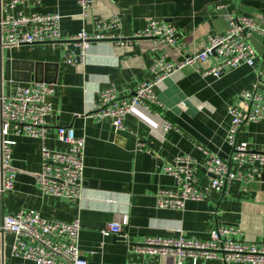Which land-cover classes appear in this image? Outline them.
<instances>
[{
    "label": "crops",
    "instance_id": "1",
    "mask_svg": "<svg viewBox=\"0 0 264 264\" xmlns=\"http://www.w3.org/2000/svg\"><path fill=\"white\" fill-rule=\"evenodd\" d=\"M2 3L4 0H1ZM82 10L78 0H42L40 4L18 6L12 13L59 14L63 40L19 48L4 45L0 60L13 62L21 69L32 64L37 78L49 84L51 112L46 118L45 146L65 151L56 139L57 127L74 130L85 139L83 192L79 199L43 196L37 188L41 172V142L14 138L12 166L16 172L14 187L0 200V217L33 210L57 222L78 219L81 225L78 247L87 264H177L172 256L136 254L132 247L147 236L173 235L205 239L217 226L236 228V239L264 243V181L254 174L249 181H233L225 194L209 190L200 202H186L184 209L156 208V193L171 189L174 180L164 167L177 157L195 161L200 188L209 186L202 166L211 155L227 160L231 147L226 135L230 125L227 108L238 103L242 91L264 80V35L253 33L250 44L255 51L254 66L225 71L220 78L202 76L213 60L184 67L158 84L154 92L157 104L150 109L135 107L124 120V130L115 131L108 121L90 118L97 94L114 86L120 98H128L134 87L153 79L150 68L154 59L165 53L179 63L185 57L203 51L208 38L224 33L230 16L253 20L264 30V0H90ZM120 20V28L110 35L129 37L150 20L172 24L177 31L179 50L153 40L142 39L120 45L114 40L93 42L84 63L68 65L65 57L77 53L66 40L81 30L95 33L99 21ZM20 78L21 74L18 75ZM46 81V82H44ZM34 83V82H30ZM20 81L2 83L1 95L8 96ZM165 123L171 125L163 130ZM139 139V142L137 141ZM238 141L252 151L264 146V117L258 123L241 127ZM233 167V166H232ZM125 240L104 238L100 230L110 222H121ZM118 237V236H117ZM122 238V237H120ZM13 237L5 234L0 242V264H33L12 258ZM183 264H192L185 260ZM196 264H224L220 260H198Z\"/></svg>",
    "mask_w": 264,
    "mask_h": 264
},
{
    "label": "built area",
    "instance_id": "2",
    "mask_svg": "<svg viewBox=\"0 0 264 264\" xmlns=\"http://www.w3.org/2000/svg\"><path fill=\"white\" fill-rule=\"evenodd\" d=\"M42 0H0V44L19 48L40 43L55 44L63 40L59 14H23L12 12L29 3L40 4ZM90 0H78L82 10L90 6ZM120 28V20L113 17L109 22L99 21L95 33L84 30L66 40L73 43L77 53L70 52L65 61L68 65L84 63L89 46L93 42L114 40L120 45L142 39L179 50L175 27L161 20H150L144 28L129 37L110 35L109 30ZM255 33L264 35L253 20L243 16H230L226 30L220 36L208 38L203 51L185 57L181 62L168 60L165 53L157 56L150 68L153 79L138 83L128 98H120L114 86L100 90L94 110L90 116L96 122L108 121L115 131L124 130V120L137 106L147 109L157 104L155 87L178 70L213 60V66L201 71L202 76H220L227 70L240 66H254L255 51L249 38ZM261 89L257 85L242 91L238 103L227 108L230 125L226 135L231 154L227 160L211 155L202 169L210 176L209 186L200 188L195 173L198 166L188 157H177L173 164L164 167V172L174 180L171 189H160L156 193V208L160 210H183L186 202L203 201L209 190L225 194L233 181L247 182L254 174L264 172V146L252 151L247 143L238 141L243 125L258 123L264 117V80ZM53 88L45 83H29L17 86L8 96H0V200L5 192L14 187L16 172L12 166L14 138L26 137L41 142V172L37 177V188L43 196L66 200L79 199L83 192L85 139L76 137L74 130L57 127L56 139L66 146L65 151H55L45 146L47 122L51 112L49 97ZM171 129L165 123L163 130ZM139 142V139H137ZM233 166V167H232ZM121 222L107 223L100 234L118 236L125 240ZM81 225L78 219L72 222H57L42 217L33 210L16 215L0 217V233L13 237L10 255L12 258L33 264H87L80 255L78 242ZM236 228L220 225L207 238L186 236L179 231L173 235L147 236L132 250L136 254L149 256H172L177 264L190 260H220L224 264H264V243L240 241ZM1 242V238H0Z\"/></svg>",
    "mask_w": 264,
    "mask_h": 264
},
{
    "label": "water",
    "instance_id": "3",
    "mask_svg": "<svg viewBox=\"0 0 264 264\" xmlns=\"http://www.w3.org/2000/svg\"><path fill=\"white\" fill-rule=\"evenodd\" d=\"M2 45L0 44V48ZM34 69L32 68V64H24L21 69L16 67V65L13 62L6 61L5 63H2L0 60V89L3 82L6 81H20L23 83H42L43 80L40 78H37L35 72H33ZM21 74L22 77L20 78L18 75ZM46 82V81H44ZM1 91V90H0ZM0 96L1 92H0ZM262 181H264V172L261 175ZM4 237V233H0L1 243ZM113 239L115 240H123V238L113 236Z\"/></svg>",
    "mask_w": 264,
    "mask_h": 264
}]
</instances>
